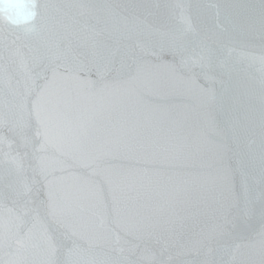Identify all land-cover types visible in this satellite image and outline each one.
<instances>
[{"label":"water","instance_id":"1","mask_svg":"<svg viewBox=\"0 0 264 264\" xmlns=\"http://www.w3.org/2000/svg\"><path fill=\"white\" fill-rule=\"evenodd\" d=\"M0 264H264V0H0Z\"/></svg>","mask_w":264,"mask_h":264}]
</instances>
